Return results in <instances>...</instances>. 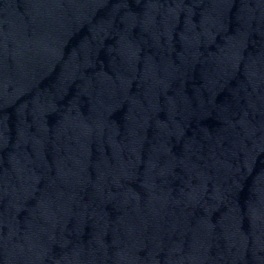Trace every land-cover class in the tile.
<instances>
[{
    "label": "water",
    "instance_id": "water-1",
    "mask_svg": "<svg viewBox=\"0 0 264 264\" xmlns=\"http://www.w3.org/2000/svg\"><path fill=\"white\" fill-rule=\"evenodd\" d=\"M264 90V0H0V264H99Z\"/></svg>",
    "mask_w": 264,
    "mask_h": 264
}]
</instances>
